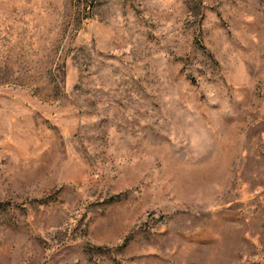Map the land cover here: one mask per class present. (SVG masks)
<instances>
[{"label":"rangeland","instance_id":"1","mask_svg":"<svg viewBox=\"0 0 264 264\" xmlns=\"http://www.w3.org/2000/svg\"><path fill=\"white\" fill-rule=\"evenodd\" d=\"M0 264H264V0H0Z\"/></svg>","mask_w":264,"mask_h":264}]
</instances>
